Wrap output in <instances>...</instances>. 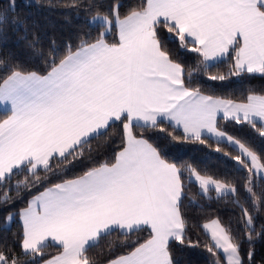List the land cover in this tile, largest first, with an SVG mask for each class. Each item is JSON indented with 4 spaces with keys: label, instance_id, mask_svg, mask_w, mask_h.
I'll use <instances>...</instances> for the list:
<instances>
[{
    "label": "snow or ice",
    "instance_id": "snow-or-ice-1",
    "mask_svg": "<svg viewBox=\"0 0 264 264\" xmlns=\"http://www.w3.org/2000/svg\"><path fill=\"white\" fill-rule=\"evenodd\" d=\"M72 6L80 4L74 0ZM94 8L90 23L102 29L98 38L81 40L75 51L69 46L59 62L51 50L46 74L9 68L0 61L4 65L0 70L10 72L0 83V109L10 113L0 120V184L24 172L25 180L17 188H31L63 172L91 152L90 139L104 135L115 122L123 127L122 148L114 163H101L34 196L19 212L21 251L2 245L0 264H37L50 242L62 251L45 264H97L87 252L104 237L114 232L130 237L142 230H150L147 240L107 264H175L170 245L173 241L184 245L186 234L181 213L183 170L133 133L134 128L155 129L164 121L182 127L184 141L204 144L206 137L238 146L240 155L233 159L249 172L245 202L250 201L256 211L264 204V194L257 196L254 191V179H264V157L217 126L222 113L223 119L237 124L256 128L260 123L257 131L264 137V95L249 94L246 103H235L186 87L185 69L173 61L160 35L166 30L181 48L203 58L192 71H207L231 56V75L264 74V0H144L122 18L118 4L108 12L95 4L87 6L89 13ZM6 16V12L0 14V23ZM112 27L115 42L106 38ZM38 44L36 38L30 47L35 51ZM186 167L189 182L194 177L203 195L211 191L221 198L238 194L231 182L202 175L192 165ZM8 200L5 193L0 204ZM233 202L241 208L249 232H254L249 209L239 200ZM12 218L9 213L6 219ZM203 227L214 242L207 249L210 253L221 250L227 264H244L239 243L219 220ZM187 246L197 245L188 240Z\"/></svg>",
    "mask_w": 264,
    "mask_h": 264
},
{
    "label": "trees",
    "instance_id": "trees-1",
    "mask_svg": "<svg viewBox=\"0 0 264 264\" xmlns=\"http://www.w3.org/2000/svg\"><path fill=\"white\" fill-rule=\"evenodd\" d=\"M13 2L14 9L9 10ZM73 2L74 0H0V14L7 13L4 22L0 23V61H4L9 68L19 66L24 72L46 74L52 59L51 50H55V57L59 62V59L67 54L69 46L75 51L81 40L93 42L98 38L102 29L96 23H90L96 9L89 13L87 10L89 4L98 6L101 12H108L113 5L118 4L122 18L131 9L138 8L144 0H76L80 4L79 7H73ZM14 19L20 23H12ZM160 35L173 61L180 63L185 69L186 87L199 89L202 95L232 100L235 103L246 102L249 94L264 95V74L245 72L238 76L231 75V66L234 64L231 56L215 63L207 71H192L203 58L188 48H181L179 41L166 30L162 29ZM36 38L39 44L34 51L30 44ZM106 38L109 42H115L117 39L115 27L111 28ZM41 51L43 55L38 54ZM3 67L4 65L0 64V69ZM189 71H192L191 77L188 75ZM9 74L8 71L0 70V83ZM212 75H224L226 79L211 80L209 77ZM7 115L8 113L0 112V120L5 119ZM217 126L220 131L245 143L264 157V137L257 131L260 124L257 123V127L253 128L248 123L237 124L234 120L220 119ZM161 127L165 129L164 132L159 130ZM133 133L138 138L148 140L161 151L165 159L183 170L185 189L181 213L186 221V234L184 245L175 241L170 245L175 264H216L217 260L220 264H226L218 250L214 249L216 255L207 250L213 244L204 232L203 224L214 219L219 220L239 243L244 264H264V204L256 211L250 201L245 202L244 184L249 172L233 159L240 153L226 143L218 144L206 137L204 144L194 140L184 141L182 139L184 134L166 122L160 123L155 129L134 128ZM169 133L181 139L173 140ZM122 138V124L115 122L104 135L90 139L91 152L86 151L82 159L74 161L63 172L51 175L46 181L31 188H25L23 185L17 188L18 182L25 180L24 172H19L12 176L10 181L0 184V197L5 193L9 197L7 204H0V250H4L2 245H7L8 249L16 253L21 251L22 227L18 220L15 218L9 228L3 227L8 213H14L17 217L19 211L27 206L28 201L45 188L64 180L74 179L101 163H114L116 152L122 148ZM218 147L221 149L220 152L216 151ZM187 165H192L202 175L231 182L237 187L238 194L235 197L222 198L213 192L207 196L201 194L197 185L189 182ZM39 175L43 178L45 174L41 171ZM254 183L256 195L264 194V179L255 178ZM234 200H239L244 208L249 209L253 217L254 232H249L246 218ZM149 234L147 230H142L125 237L114 232L104 237L98 247L89 249L87 255L97 261V264H107L109 260L127 254L139 243H143L149 238ZM249 235L252 237L251 241L248 240ZM188 240L197 246L188 247ZM61 250L60 247L50 245L43 250V258H38L37 264Z\"/></svg>",
    "mask_w": 264,
    "mask_h": 264
},
{
    "label": "rangeland",
    "instance_id": "rangeland-1",
    "mask_svg": "<svg viewBox=\"0 0 264 264\" xmlns=\"http://www.w3.org/2000/svg\"><path fill=\"white\" fill-rule=\"evenodd\" d=\"M95 23V22H94ZM110 33V31H108V33L107 34H109ZM0 112H2V113H5L2 109H0ZM218 120H220V119H218ZM223 121H228V120H225V119H222ZM235 121V120H234ZM212 140H214V141H216L215 140V138H212ZM227 144V143H226ZM228 145V144H227ZM229 146H231V147H233V148H235L239 153H240V150H239V148H238V146H233V145H229ZM191 182H194L196 185H197V187H198V189H199V186H198V184L195 182V179H194V177L191 179ZM44 191V190H43ZM42 191V192H43ZM199 192H200V189H199ZM211 192H213L216 196H217V194L215 193V191H211ZM210 192V193H211ZM201 193V192H200ZM209 193V194H210ZM39 194V193H38ZM37 194V195H38ZM202 194V193H201ZM208 194V195H209ZM33 198V197H32ZM31 198V199H32ZM30 199V200H31ZM29 200V201H30ZM28 201V202H29ZM27 206H28V204H27ZM26 206V207H27ZM26 207H24V208H26ZM23 208V209H24ZM22 210V209H21ZM20 210V211H21ZM19 211V212H20ZM9 214V213H8ZM8 214L5 216V221H4V224H3V227H5V228H9L10 226H11V224H12V222H13V220L16 218L17 220H18V222L20 223V225H21V227H22V221L20 220V216H19V214L17 215V217H15V215H14V213H12L13 214V218L11 219V220H8V219H6L7 217H8ZM210 222V221H209ZM209 222H206V223H209ZM205 224V223H204ZM203 224V225H204ZM23 230V229H22ZM203 230H204V232L207 234V236L210 238V240H211V236H210V233H208L207 232V230L206 229H204V227H203ZM148 232H150V230H147ZM211 242H212V244L214 243L212 240H211ZM51 245V244H50ZM62 251V250H61ZM218 252H220V254L222 255V257H223V259H224V261H225V263L227 264V262H226V257H225V254L221 251V250H218ZM60 253V252H59ZM58 253V254H59ZM58 254H55V255H53L52 257H55V256H57ZM52 257H49V258H47V259H44V261H42L40 264H45V261H47V260H49V259H51Z\"/></svg>",
    "mask_w": 264,
    "mask_h": 264
},
{
    "label": "crops",
    "instance_id": "crops-1",
    "mask_svg": "<svg viewBox=\"0 0 264 264\" xmlns=\"http://www.w3.org/2000/svg\"><path fill=\"white\" fill-rule=\"evenodd\" d=\"M108 35V34H107ZM225 59V58H224ZM223 60V59H222ZM221 61V60H220ZM217 62H219V61H217ZM217 62H215V63H217ZM214 63V64H215ZM247 102V101H246ZM246 102H244V103H246ZM6 113V112H5ZM8 114H10V113H8ZM218 119H223V115H222V113L221 114H219V118ZM164 122H166V123H168L167 121H164ZM169 124V123H168ZM258 124H260V123H258ZM178 130H180L183 134H184V132H183V128L182 127H180V128H177ZM50 244H51V242H50ZM51 245H54V244H51ZM54 246H57V247H59L58 245H54Z\"/></svg>",
    "mask_w": 264,
    "mask_h": 264
}]
</instances>
